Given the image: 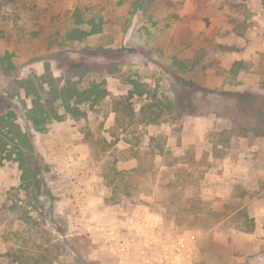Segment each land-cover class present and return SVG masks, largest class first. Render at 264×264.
Instances as JSON below:
<instances>
[{
    "label": "rangeland",
    "instance_id": "1",
    "mask_svg": "<svg viewBox=\"0 0 264 264\" xmlns=\"http://www.w3.org/2000/svg\"><path fill=\"white\" fill-rule=\"evenodd\" d=\"M263 7L0 0V264L263 258L264 129L236 125L221 99L264 96ZM176 89L198 99L191 113L143 125L115 110L130 92L137 114L150 100L163 109ZM162 149L194 164L195 186L162 187ZM197 198L204 220L188 216Z\"/></svg>",
    "mask_w": 264,
    "mask_h": 264
},
{
    "label": "trees",
    "instance_id": "2",
    "mask_svg": "<svg viewBox=\"0 0 264 264\" xmlns=\"http://www.w3.org/2000/svg\"><path fill=\"white\" fill-rule=\"evenodd\" d=\"M175 98L162 104L161 106L155 104L152 100L144 104L139 112L136 113L133 105L131 103V99L133 98L134 92H130L129 96L124 97L116 102L119 108L115 109L117 113H119L120 107L125 112V117L130 118L132 121L137 119L139 124L150 125L156 124L161 121L164 113H168L172 115L173 113L177 114V117L184 116L191 113V109L196 105L198 99L194 98L193 95L186 91V97L180 95V90H175ZM141 96L144 95V91L137 92ZM221 99L224 101L225 108H234L235 114L232 116V120L236 123V125L242 128H249L255 134H259V131L264 129V96L261 94H250V93H237V92H223L221 94ZM105 98V93L99 94L96 96V101ZM206 103L208 105H212L213 102L206 98ZM119 121V120H118ZM135 122V121H134ZM130 155V158H139L142 159L143 155H140L138 151L132 150V148L126 152ZM161 157L165 158V161L162 164L161 171V181L163 182L162 187H167L170 190H175L178 193H182L189 186H195L197 184V179L195 174L192 172L194 168V164H189L191 166V170L189 168L178 167L175 163L177 161V157L172 158L164 149L159 153ZM170 159L173 160L174 163H169ZM195 161V160H194ZM140 176L136 174L133 177V181H136ZM165 181H168L164 183ZM200 198L185 200V202H199ZM200 204H204L201 202ZM193 215L194 220H204L208 216L211 215V209L205 208V204L198 208L196 211L192 210V212L188 213V216ZM80 241V238H74L66 240V244L73 251H78L74 248L73 244L75 242ZM86 262V261H85Z\"/></svg>",
    "mask_w": 264,
    "mask_h": 264
},
{
    "label": "crops",
    "instance_id": "3",
    "mask_svg": "<svg viewBox=\"0 0 264 264\" xmlns=\"http://www.w3.org/2000/svg\"><path fill=\"white\" fill-rule=\"evenodd\" d=\"M263 10H264V7L262 8ZM259 22H261L260 24L261 25H264V20H258ZM263 23V24H262ZM227 55H228V53H227ZM249 55H251V54H249ZM253 55H256L255 53H253ZM240 60H241V58H240ZM255 68V67H254ZM199 141H197V140H195V141H193V142H190L191 144H196V143H198ZM245 181V180H244ZM242 181V183H243V185L245 186V187H249L248 185H249V183H248V181ZM225 197V196H224ZM251 201H256V197L255 198H253ZM250 201V202H251ZM249 249H251V246L249 247ZM251 251V250H250ZM246 252V251H245ZM243 254H245V257H241V258H238V263H241V262H244V264H264V257L263 258H257V259H252V258H249V257H247V254L248 253H243Z\"/></svg>",
    "mask_w": 264,
    "mask_h": 264
}]
</instances>
